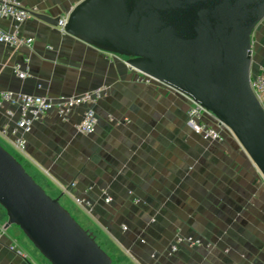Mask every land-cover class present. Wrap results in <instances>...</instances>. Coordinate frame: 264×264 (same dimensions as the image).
<instances>
[{
	"label": "crops",
	"instance_id": "0c3cea01",
	"mask_svg": "<svg viewBox=\"0 0 264 264\" xmlns=\"http://www.w3.org/2000/svg\"><path fill=\"white\" fill-rule=\"evenodd\" d=\"M16 1L65 20L83 0ZM13 28L12 19L0 16V30ZM20 34L32 39L31 47L0 43V92L58 98L106 89L92 105L94 133L77 131L87 106L76 107L68 120L49 111L24 134L26 149L19 155L51 197L82 211L115 264H264V178L228 129H221L220 140L196 134L186 123L185 96L140 82L126 59L61 26L32 16ZM256 38L261 54L254 72L264 67V20ZM16 65L27 68L26 78L16 75ZM19 116L18 106L4 103L0 131ZM0 139L13 147L10 134L0 132ZM6 222L0 206V264H50L19 227ZM177 236L203 245L170 254Z\"/></svg>",
	"mask_w": 264,
	"mask_h": 264
},
{
	"label": "water",
	"instance_id": "95a60500",
	"mask_svg": "<svg viewBox=\"0 0 264 264\" xmlns=\"http://www.w3.org/2000/svg\"><path fill=\"white\" fill-rule=\"evenodd\" d=\"M44 23L190 98L236 137L264 178V109L250 79L264 0H83ZM0 206L50 264H113L95 236L0 144Z\"/></svg>",
	"mask_w": 264,
	"mask_h": 264
},
{
	"label": "built area",
	"instance_id": "2783aa9c",
	"mask_svg": "<svg viewBox=\"0 0 264 264\" xmlns=\"http://www.w3.org/2000/svg\"><path fill=\"white\" fill-rule=\"evenodd\" d=\"M33 13H35V10L26 9L16 0H0V16L8 17L14 22L12 31L0 30V43L8 44L13 47H31L33 44L32 39L22 36L20 34V27L26 20L33 16ZM112 55L115 58H123L114 54ZM14 71L20 79L27 77V68L22 69L20 66L16 65ZM137 72L139 73L138 80L140 82H157L153 78L139 71ZM250 85L264 109V67H261L257 72L252 71ZM105 95L106 89L102 88L81 95L71 97L61 96L58 98L1 91L0 107L3 106L4 103L16 105L20 109V116L12 128L5 125L0 132L4 136L10 134L13 137L12 145L15 150L18 153H24L26 149L24 134L30 133L34 123L39 121L46 113L55 111L63 120H68L76 107L87 106L81 121L77 125V131L82 135H91L95 132L97 126V117L92 105L96 104ZM186 98L190 101L186 112L187 126L196 134L202 135L206 139H222L221 129L227 128L223 125H219L211 112L205 110L199 104L194 103L190 98ZM75 201L78 205L89 206V203L84 199L77 198ZM201 245H203L201 239L177 236L170 247V254L176 253L181 246L197 247Z\"/></svg>",
	"mask_w": 264,
	"mask_h": 264
},
{
	"label": "rangeland",
	"instance_id": "374dc122",
	"mask_svg": "<svg viewBox=\"0 0 264 264\" xmlns=\"http://www.w3.org/2000/svg\"><path fill=\"white\" fill-rule=\"evenodd\" d=\"M253 41V39H252ZM253 51H254V55H253V63L254 65L257 64V62L259 61H256L257 59H259L260 57V54H261V51H260V46H259V41L258 39L256 38V40L253 41ZM264 58V57H263ZM263 64H264V61H261ZM0 144L6 148L10 153H12L14 156H16L20 162L22 164H25L26 163L23 161L22 157L19 155V153L15 150V148L7 145L6 143H3L2 140L0 139ZM60 203L62 205L65 206L66 209H68L70 211V213L73 215V217L78 221V223L84 228L86 229L87 231H89L91 233V231L89 230V227L88 225H86V222L82 219V211L78 210L79 208H76L75 206V209L70 205V206H67L64 202H61ZM93 234V233H91ZM96 238V237H95ZM98 242V244L105 250V247L103 246V244L101 243V240L100 239H97L96 240ZM115 264V263H114Z\"/></svg>",
	"mask_w": 264,
	"mask_h": 264
},
{
	"label": "trees",
	"instance_id": "16d2710c",
	"mask_svg": "<svg viewBox=\"0 0 264 264\" xmlns=\"http://www.w3.org/2000/svg\"><path fill=\"white\" fill-rule=\"evenodd\" d=\"M16 157V156H15ZM16 159L20 162V160L16 157ZM21 163V162H20ZM24 166V165H23ZM25 167V166H24ZM25 169H26V167H25ZM27 170V169H26ZM113 264H114V262H113Z\"/></svg>",
	"mask_w": 264,
	"mask_h": 264
}]
</instances>
